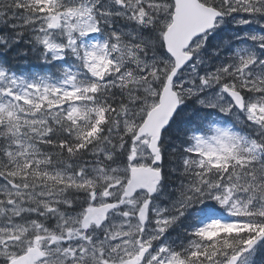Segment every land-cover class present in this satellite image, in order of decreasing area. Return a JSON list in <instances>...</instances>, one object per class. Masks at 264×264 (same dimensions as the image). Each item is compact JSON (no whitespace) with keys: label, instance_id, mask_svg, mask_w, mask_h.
<instances>
[{"label":"snow or ice","instance_id":"snow-or-ice-1","mask_svg":"<svg viewBox=\"0 0 264 264\" xmlns=\"http://www.w3.org/2000/svg\"><path fill=\"white\" fill-rule=\"evenodd\" d=\"M0 264H264V0H0Z\"/></svg>","mask_w":264,"mask_h":264}]
</instances>
